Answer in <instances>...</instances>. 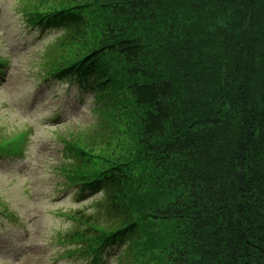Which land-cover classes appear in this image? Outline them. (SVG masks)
Returning a JSON list of instances; mask_svg holds the SVG:
<instances>
[{
  "label": "trees",
  "instance_id": "trees-1",
  "mask_svg": "<svg viewBox=\"0 0 264 264\" xmlns=\"http://www.w3.org/2000/svg\"><path fill=\"white\" fill-rule=\"evenodd\" d=\"M25 11L29 26L65 31L38 76L94 85L117 123L105 138L125 152L69 146V184L104 189L111 219L110 233L88 229V251L128 243L133 264H264V0H40Z\"/></svg>",
  "mask_w": 264,
  "mask_h": 264
},
{
  "label": "rangeland",
  "instance_id": "rangeland-1",
  "mask_svg": "<svg viewBox=\"0 0 264 264\" xmlns=\"http://www.w3.org/2000/svg\"><path fill=\"white\" fill-rule=\"evenodd\" d=\"M39 1L0 0V55L9 61L0 80V140L33 128L23 159L0 160V201L7 207V214L0 213V264H86L63 257L70 246L58 238L74 222L62 213H90L102 196L77 203L72 194L62 191L63 146L88 138L90 131L92 136L103 134L105 138L108 131L97 127L100 117L91 94L68 83H39L41 56L65 35L51 30L43 36L30 30L23 11ZM55 112L62 115L56 123L51 118ZM103 124L114 125L110 118ZM105 140L98 154H125L122 148L119 152L117 143ZM130 257L129 248L121 257L123 264ZM146 262L141 259L138 264ZM107 264L119 263L112 258Z\"/></svg>",
  "mask_w": 264,
  "mask_h": 264
},
{
  "label": "snow or ice",
  "instance_id": "snow-or-ice-1",
  "mask_svg": "<svg viewBox=\"0 0 264 264\" xmlns=\"http://www.w3.org/2000/svg\"><path fill=\"white\" fill-rule=\"evenodd\" d=\"M39 99V98H38ZM37 102H38V100H37Z\"/></svg>",
  "mask_w": 264,
  "mask_h": 264
}]
</instances>
